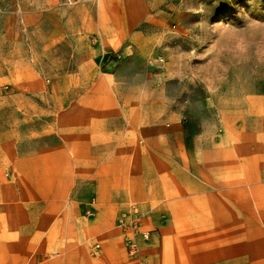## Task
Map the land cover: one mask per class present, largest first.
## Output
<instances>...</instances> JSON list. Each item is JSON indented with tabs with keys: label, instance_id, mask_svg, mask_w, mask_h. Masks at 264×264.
<instances>
[{
	"label": "rangeland",
	"instance_id": "1",
	"mask_svg": "<svg viewBox=\"0 0 264 264\" xmlns=\"http://www.w3.org/2000/svg\"><path fill=\"white\" fill-rule=\"evenodd\" d=\"M125 1L0 0V143L16 139L27 148L55 146L62 109L78 100L63 90L83 89L63 77L112 73L129 59V88L142 93L129 97V107L151 109L163 126L180 128L181 167L176 168L197 174L194 185L209 194L208 202L197 196L173 210L155 205L114 211L123 237L128 233L120 225L123 219L140 216L155 240L164 221L176 220L179 230L208 229L204 235H212L214 264H264V71L233 70L217 88L218 65L208 49L217 25L264 22V0H129L126 52L112 49L119 43L115 10ZM27 138L34 141L29 145ZM200 219L208 225L187 226ZM99 246L87 238L90 259ZM140 251L139 244L138 255H127L136 258ZM169 260L172 264L173 257Z\"/></svg>",
	"mask_w": 264,
	"mask_h": 264
},
{
	"label": "crops",
	"instance_id": "2",
	"mask_svg": "<svg viewBox=\"0 0 264 264\" xmlns=\"http://www.w3.org/2000/svg\"><path fill=\"white\" fill-rule=\"evenodd\" d=\"M115 11L119 43L112 49L126 52L129 0L118 2ZM76 78L63 77L83 89L63 90L78 100L62 109L59 143L40 148L16 139L0 143V178H9L0 181V264H170L169 256L172 264H214L212 235H204L208 229L179 230L176 220L164 221L156 240L139 239L138 257L127 255L114 211L155 205L173 210L197 196L208 202L209 193L194 185L197 174L176 168L181 167L180 128L163 126L151 109L129 107V97L142 95L129 88V59L112 73ZM27 139L29 145L34 141ZM198 222L187 226L208 225L205 219ZM141 228L146 231L144 221ZM89 237L101 245L93 259L85 248ZM149 256L153 262L144 263Z\"/></svg>",
	"mask_w": 264,
	"mask_h": 264
},
{
	"label": "clouds",
	"instance_id": "3",
	"mask_svg": "<svg viewBox=\"0 0 264 264\" xmlns=\"http://www.w3.org/2000/svg\"><path fill=\"white\" fill-rule=\"evenodd\" d=\"M212 31L215 39L208 49L209 59L218 65L217 88L228 82L233 70L243 71L251 66L253 74L264 71V22L252 20L243 28L217 25Z\"/></svg>",
	"mask_w": 264,
	"mask_h": 264
},
{
	"label": "built area",
	"instance_id": "4",
	"mask_svg": "<svg viewBox=\"0 0 264 264\" xmlns=\"http://www.w3.org/2000/svg\"><path fill=\"white\" fill-rule=\"evenodd\" d=\"M125 220L120 221V225L124 231H128L125 233L124 241L127 248V252L130 256H136L139 253V242L138 239H142L144 241L149 239V234L147 231H143L141 229V219L140 216H134L128 221ZM98 247V246H96Z\"/></svg>",
	"mask_w": 264,
	"mask_h": 264
}]
</instances>
